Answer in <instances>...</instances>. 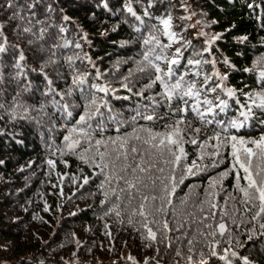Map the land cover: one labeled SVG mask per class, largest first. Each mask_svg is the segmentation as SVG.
Returning a JSON list of instances; mask_svg holds the SVG:
<instances>
[{"label": "trees", "instance_id": "1", "mask_svg": "<svg viewBox=\"0 0 264 264\" xmlns=\"http://www.w3.org/2000/svg\"><path fill=\"white\" fill-rule=\"evenodd\" d=\"M11 2L13 8L7 7L9 0H0L2 36L7 38L4 43L7 51L0 53V100L3 99L0 108V264H159V261L176 264L179 260L185 264L180 256L162 244L149 240L145 243L140 232L130 224L121 223L120 217L105 215L106 206L101 203L104 198L96 180L90 179L84 189H79L82 178L73 171L84 170L80 165L84 163L76 155H61L58 151L64 148L63 136L67 133L63 126L69 121L55 111L54 101H63L60 96L48 93L50 86L47 84V79H51L56 85L51 87L57 93L67 91L70 76L65 75L69 66L63 61L46 63L50 54L48 45L52 43L49 37L56 38L60 44L65 41L70 45L79 43L80 49L61 48L57 57L61 53L87 57L83 61L76 60L74 66L81 72L93 73L89 77L92 81L96 72L92 67L94 63L105 74L103 80L117 90L116 96H129L131 94L121 87V78L141 56L140 33L136 29H143L144 25L136 16L141 17L144 24L152 25L159 18L170 15L173 29L178 32L184 29L183 35L202 50L205 42L197 36L198 30L191 27L188 19H182L190 2L198 14L200 28L208 35H220L212 48L211 58L216 61L214 69L206 64L204 70L218 71V68L220 74L227 76L224 81L227 86L242 88L247 85V91L264 84L259 79V72L264 68L257 67V61L264 57V0ZM29 5L35 7L29 8ZM129 7L136 16L128 12ZM145 11L157 19L150 20ZM30 17L35 25L33 33L41 27L46 28L43 39L24 32ZM14 45L25 51L21 70L13 66L21 52ZM247 68L255 71L246 72ZM18 71L21 74L18 75ZM141 86L135 82L132 91ZM70 99L81 103L76 95ZM17 101L25 104L26 113L17 106ZM138 103L141 101L136 96L130 100H112L113 107L123 111L125 116H129ZM22 115L29 118L22 119ZM262 130L264 125L247 131L258 135ZM187 151L191 163L196 159V151L192 146H187ZM48 160H53L54 166L49 165ZM64 175L71 176V181L68 179L64 184L60 177ZM207 178L204 173L186 178L184 184L188 187L181 185L177 195L181 198L186 194L195 196L206 187ZM130 233L135 237L128 238ZM240 239L245 238L241 236ZM222 246L227 247V244ZM127 249L132 252L127 253ZM236 250L241 256H248L253 264H264V245L257 241ZM204 251L210 264H224L209 257L206 249ZM129 257L133 263L126 260ZM234 264L242 262L234 260Z\"/></svg>", "mask_w": 264, "mask_h": 264}, {"label": "snow or ice", "instance_id": "2", "mask_svg": "<svg viewBox=\"0 0 264 264\" xmlns=\"http://www.w3.org/2000/svg\"><path fill=\"white\" fill-rule=\"evenodd\" d=\"M7 7H14L11 0ZM127 10L136 16L131 7ZM145 16L157 19L147 11ZM136 19L144 25L136 29L141 56L121 78V87L129 96H116L117 90L103 80L105 74L94 63L92 81L89 77L93 73L74 66L76 60L87 57L66 53L57 57L61 48L80 49L79 43L60 44L49 37L52 43L48 45L46 63L63 61L71 70L70 86L63 93H57L51 87L53 81L47 79L48 93L63 101H54L55 111L69 121L63 126L67 133L63 136L64 148L58 151L61 155H76L92 170V176H85L80 186L96 180L104 198L101 203L106 206L105 215L120 217L121 223L132 225L144 239L170 249L185 264H208L204 249L209 257L224 264H234V260L253 264L236 249L254 240L264 245V130L258 135L247 131L264 125V84L245 91L247 85L229 87L224 83L226 75L204 70L206 64L214 69L215 59H206L205 54H211L220 35L197 33L206 37V46L200 50L183 35L184 29H173L170 15L152 25L144 24L139 16ZM33 27L30 17L24 32L43 39L46 28L33 33ZM6 39L0 26V53L7 51ZM23 60L20 52L13 66L21 70ZM257 67L264 68V59L257 61ZM141 79L146 83L133 92L135 81ZM259 79L264 81V70L259 72ZM73 95L81 103L70 99ZM132 96L141 103L131 109L129 116L113 107V99L130 100ZM17 106L28 111L22 101H17ZM187 146L196 151L191 163ZM225 156L230 158V167L216 177L209 176L205 191L184 198L177 195L181 185L188 187L184 184L186 178L218 168ZM47 163L55 164L53 160ZM229 175H233L238 195L223 188L222 181Z\"/></svg>", "mask_w": 264, "mask_h": 264}, {"label": "rangeland", "instance_id": "3", "mask_svg": "<svg viewBox=\"0 0 264 264\" xmlns=\"http://www.w3.org/2000/svg\"><path fill=\"white\" fill-rule=\"evenodd\" d=\"M178 1H181V0H178ZM186 3H187V0H186ZM193 13H194V15H193ZM185 14H186V16L185 17H188V16H190L191 15V19H188L190 22H191V27L193 28V29H197L198 30V33L199 32H204L201 28H200V26H199V22H198V14H196V12L194 11V9H193V5L190 3V2H188V4L186 5V7H185ZM0 26H1V24H0ZM180 27H182V26H180ZM2 31H3V28H2ZM80 33H82L83 34V31L82 30H80ZM205 33V32H204ZM208 35V34H207ZM198 36V35H197ZM208 36H212V34H209ZM201 38H202V40L205 42V40H206V37H204V36H201ZM215 43V42H214ZM191 44H193V42H191ZM205 44V43H204ZM196 46V48H197V45H195ZM206 46V45H205ZM213 46H214V44L212 45V48H213ZM14 47H16V49H17V51H21L22 53H23V55L24 56H26L25 55V51H23V49H22V47L21 46H18V45H14ZM197 49H199V48H197ZM213 49H212V52H211V54L210 55H208V54H205V57H207L208 56V59H215L214 57H212L211 58V56H212V54H213ZM187 55V54H186ZM261 59H264V57H261L260 58V60ZM219 66V65H218ZM258 68H260V67H258ZM94 69H96V68H94ZM68 71H67V73H66V75L65 76H70V69L68 68L67 69ZM217 70L219 71V69L217 68ZM220 72V71H219ZM221 73V72H220ZM128 74V73H127ZM127 74H125V75H127ZM222 75V74H221ZM100 82V81H99ZM135 82H137V83H140L141 85H143V84H145L146 83V81L145 80H143V79H141L140 81H135ZM54 85V84H53ZM54 86H56V85H54ZM0 101H2L3 102V99H1ZM204 163H207V161H205ZM80 165H82L85 169L84 170H80V171H73L74 172V175L76 174V175H79L81 178H82V181H83V179H84V177L85 176H89L88 174H92V170L87 166V165H85V164H81L80 163ZM230 167V158H228L227 156H225V159L219 164V167L218 168H209V170H208V172L207 173H204V174H206L208 177L209 176H212V177H216V176H218L220 173H222V172H224L225 170H227L228 168ZM70 174H71V172H69ZM61 177V180H64V184H66V182L68 181V179H69V181H71V176L70 177H68L67 175H64V176H60ZM242 183H243V181H242ZM82 184V183H81ZM80 184V185H81ZM222 184H223V188L224 189H226L230 194H233V195H238L237 193H236V191H235V181H234V179H233V175H229L228 177H226V178H224L223 179V181H222ZM87 185H84L83 187H81L80 186V190L81 189H84L85 187H86ZM207 189V184H206V187L204 188V189H201L202 191H205ZM180 190V192H181V188L179 189ZM201 191V192H202ZM201 192H199V193H197V194H200ZM196 194V195H197ZM222 195H223V193H221ZM125 237H126V234H125ZM127 237L128 238H134L135 237V235H134V233H130L129 235H127ZM113 240H114V238H113ZM134 241V240H133ZM144 242L145 243H149L146 239H144ZM207 250V249H206ZM127 253H129V252H132L130 249H127V250H125ZM126 260H130L132 263L134 262V260H132V259H128V258H126ZM182 260V259H181ZM178 262V261H177ZM177 262H176V264H177ZM157 263H159V264H165L164 262L162 263V262H157ZM137 264V263H136ZM138 264H144V263H138ZM179 264H182L181 263V261L179 260ZM208 264H210V261L208 260Z\"/></svg>", "mask_w": 264, "mask_h": 264}]
</instances>
